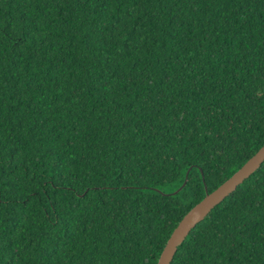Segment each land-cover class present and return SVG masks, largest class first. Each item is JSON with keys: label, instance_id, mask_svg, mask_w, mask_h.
Returning <instances> with one entry per match:
<instances>
[{"label": "trees", "instance_id": "1", "mask_svg": "<svg viewBox=\"0 0 264 264\" xmlns=\"http://www.w3.org/2000/svg\"><path fill=\"white\" fill-rule=\"evenodd\" d=\"M263 144L264 0H0V264H156ZM170 264H264V161Z\"/></svg>", "mask_w": 264, "mask_h": 264}, {"label": "water", "instance_id": "2", "mask_svg": "<svg viewBox=\"0 0 264 264\" xmlns=\"http://www.w3.org/2000/svg\"><path fill=\"white\" fill-rule=\"evenodd\" d=\"M264 161V144L239 167L230 177L223 181L211 192L205 187L204 197L193 205L180 219L176 227L169 235L162 251L159 254L156 264H170L177 248L182 244L190 231L202 221L209 212L229 194L243 183ZM183 184L174 192L179 191Z\"/></svg>", "mask_w": 264, "mask_h": 264}]
</instances>
